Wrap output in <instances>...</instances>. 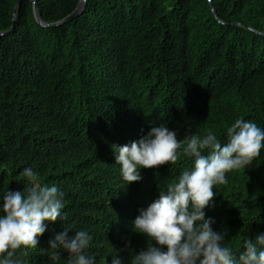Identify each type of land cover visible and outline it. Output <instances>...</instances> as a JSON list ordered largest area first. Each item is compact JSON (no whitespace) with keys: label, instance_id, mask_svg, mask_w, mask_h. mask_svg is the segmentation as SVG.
<instances>
[{"label":"trees","instance_id":"1","mask_svg":"<svg viewBox=\"0 0 264 264\" xmlns=\"http://www.w3.org/2000/svg\"><path fill=\"white\" fill-rule=\"evenodd\" d=\"M16 1L0 0V215L7 191L31 187L26 168L63 193L64 207L61 218L44 222L37 247L14 259L67 264L70 253L50 242L84 230L95 264L117 255L130 264L151 243L133 231L140 210L194 158L142 168L141 180L127 185L113 146L161 124L178 140L211 131L222 144L237 118L264 130V0H212L217 17L209 0H87L78 18L59 27L39 24L33 2L22 0L9 33ZM80 1L37 3L53 24ZM226 179L204 212L238 260L243 241L264 234V148Z\"/></svg>","mask_w":264,"mask_h":264},{"label":"clouds","instance_id":"2","mask_svg":"<svg viewBox=\"0 0 264 264\" xmlns=\"http://www.w3.org/2000/svg\"><path fill=\"white\" fill-rule=\"evenodd\" d=\"M226 133L225 144L211 131L203 138L192 134L178 140L174 131L161 124L130 145L113 146L127 185L141 180L142 168L175 164L181 154L194 158L191 170H184L166 191H160L159 199L140 210L133 231L144 234L151 243L133 254L130 264H264V234L245 239L237 260L233 250L222 243L226 233L214 231V221L205 218L204 209L213 201L215 186L226 184V173L250 165L264 148V130L242 117L227 127ZM22 175L31 187L24 194L7 191L3 197L0 264H17V250L36 248L37 237L46 231L44 222L61 218L64 207L63 193L56 186H41L31 168L24 169ZM67 235V231L57 235L50 242L51 249L56 250L58 244L65 248L70 253L67 264H95L85 251L91 236L80 230L69 241ZM51 259L59 261L55 251ZM112 264H121L118 255Z\"/></svg>","mask_w":264,"mask_h":264},{"label":"water","instance_id":"3","mask_svg":"<svg viewBox=\"0 0 264 264\" xmlns=\"http://www.w3.org/2000/svg\"><path fill=\"white\" fill-rule=\"evenodd\" d=\"M31 1L33 2V5H34V16H35L36 20L39 22V24H41L42 26H45V27H59L65 23L73 21L74 19L78 18L84 12L86 4H87V0H81L79 2L77 9L71 15L66 17L65 19L58 21V22H55L53 24H45L43 19H42L41 13L39 11V6L37 3V0H31ZM209 1L211 2V8H212L213 14L216 16V12L214 10V5L212 4V0H209ZM21 2H22V0L16 1L13 26H12V29L9 31V33L13 32L16 28L17 10H18V7H19ZM253 31H255V30H253ZM258 33H260V32H258ZM4 34H6V33H0V35H4Z\"/></svg>","mask_w":264,"mask_h":264}]
</instances>
